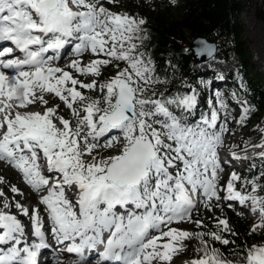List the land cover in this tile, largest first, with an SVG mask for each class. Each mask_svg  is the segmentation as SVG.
<instances>
[{
  "label": "snow or ice",
  "instance_id": "obj_1",
  "mask_svg": "<svg viewBox=\"0 0 264 264\" xmlns=\"http://www.w3.org/2000/svg\"><path fill=\"white\" fill-rule=\"evenodd\" d=\"M146 25L116 0H0V264H170L191 240L187 264H264L218 211L264 232V129L242 137L252 158L232 139L253 108L241 62L197 37L214 78L158 69Z\"/></svg>",
  "mask_w": 264,
  "mask_h": 264
},
{
  "label": "trees",
  "instance_id": "obj_2",
  "mask_svg": "<svg viewBox=\"0 0 264 264\" xmlns=\"http://www.w3.org/2000/svg\"><path fill=\"white\" fill-rule=\"evenodd\" d=\"M249 0H178L177 3L169 0H154L153 5L141 0L140 6L133 4L132 11L147 17V27L151 34L150 47L157 61L158 69L165 67V61L172 59L174 64L178 63L180 71L185 75L193 76L190 64L194 60L193 51L183 53L182 49L191 47V39L202 36L210 41L217 42L221 46L220 56L224 58L233 57L241 62V72L247 81L250 98L259 112H264V91L260 90V79L255 77L250 67L251 52L243 40L244 26L240 20V14ZM264 16V13H263ZM234 21V22H233ZM219 33L217 35L216 33ZM234 34V36H233ZM234 38V48L225 44L227 39ZM192 48V47H191ZM193 50V49H192ZM198 78V77H197ZM233 81L234 77L231 76ZM235 84L233 83L234 87ZM259 113L255 117H257ZM250 140H256L259 134L250 130ZM243 230L247 223H239ZM211 227V225H209ZM260 239L256 243L264 242V232L258 231L253 234ZM247 238H250L248 235ZM254 240V241H253ZM242 242L253 243L255 239H238L237 245ZM195 245V244H194ZM235 248L228 250L223 248L224 253L229 254Z\"/></svg>",
  "mask_w": 264,
  "mask_h": 264
},
{
  "label": "rangeland",
  "instance_id": "obj_3",
  "mask_svg": "<svg viewBox=\"0 0 264 264\" xmlns=\"http://www.w3.org/2000/svg\"><path fill=\"white\" fill-rule=\"evenodd\" d=\"M149 4H153V0H146ZM173 1V0H169ZM175 1V0H174ZM117 4L123 6L126 10L131 11V7L133 4H136L137 7L140 6V0H116ZM135 12V11H133ZM264 0H249L246 2V5L244 7V10L240 14V20L244 26L243 31V40L244 43L247 45L248 49L250 50L251 58L249 59L251 62L250 67L253 69V74L255 77H258L260 79V90L264 91ZM194 41V40H193ZM202 62V61H201ZM199 62V64L201 63ZM203 62H206L209 67L215 70V72L221 71V69L217 66V62L213 61L211 58L208 60H205ZM234 63V64H233ZM216 65V68H213L212 66ZM219 64L225 65L223 71H228V66H231L232 68L236 67L235 61L229 58V59H221L219 58ZM232 64V65H231ZM200 69V68H198ZM204 69V68H203ZM264 124V116L262 121L259 123V125ZM245 133H239L238 136L242 137ZM5 168L0 165V174H4ZM203 218V217H202ZM206 223L208 221L206 220ZM210 227V226H209ZM249 226L244 227V231L246 232V236L251 234L249 232ZM254 241V240H253ZM187 243L191 244V246H194L191 241H187ZM196 243V242H195ZM223 248H227L230 250L232 248V245L223 246ZM194 251V247H192Z\"/></svg>",
  "mask_w": 264,
  "mask_h": 264
},
{
  "label": "water",
  "instance_id": "obj_4",
  "mask_svg": "<svg viewBox=\"0 0 264 264\" xmlns=\"http://www.w3.org/2000/svg\"><path fill=\"white\" fill-rule=\"evenodd\" d=\"M197 37H202V36H196L193 40L195 41V39H196ZM202 38H205V37H202ZM206 39H207V38H206ZM194 41H192V43H191V47H192L193 50H194V47H195ZM209 41H210V40H209ZM210 42H212V41H210ZM216 43H217V42H216ZM194 59H196V60H198V61H205V60H208V59H210V58H208L207 56H204V57H201V58H196V57L194 56Z\"/></svg>",
  "mask_w": 264,
  "mask_h": 264
},
{
  "label": "bare ground",
  "instance_id": "obj_5",
  "mask_svg": "<svg viewBox=\"0 0 264 264\" xmlns=\"http://www.w3.org/2000/svg\"><path fill=\"white\" fill-rule=\"evenodd\" d=\"M232 61V60H231ZM234 64V63H233ZM232 65V64H231ZM51 263V262H50Z\"/></svg>",
  "mask_w": 264,
  "mask_h": 264
}]
</instances>
